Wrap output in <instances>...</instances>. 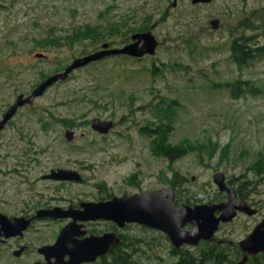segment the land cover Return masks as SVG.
Listing matches in <instances>:
<instances>
[{
	"label": "rangeland",
	"instance_id": "374dc122",
	"mask_svg": "<svg viewBox=\"0 0 264 264\" xmlns=\"http://www.w3.org/2000/svg\"><path fill=\"white\" fill-rule=\"evenodd\" d=\"M173 1L0 0V116L19 93H29L45 76L95 51L102 41L122 45L126 32L141 21L154 24L162 40L151 55L111 54L80 66L20 107L0 135L1 201L22 205L34 193L32 187L45 185L53 195L66 197L94 194L98 187L112 193L162 188L172 184L176 173L182 175L179 200L220 201L227 193L213 175L221 170L228 179L234 177L235 186L248 180V199L260 211L239 212L216 235L238 241L264 216V171L251 167L264 150V93L233 97L225 86L239 76L264 81V58L239 67L232 51L240 34L251 36L253 45L264 43V0ZM215 16L221 18L217 29L209 26ZM110 21L122 29L99 40L38 44L39 38ZM39 51L46 55L36 56ZM159 103L175 112L165 142L141 130L164 120L159 113L157 119ZM95 116L112 118L116 125L100 133L90 123ZM67 128L78 138L67 140ZM182 142L184 153L173 160L155 149L179 148ZM53 166L76 167L84 181L56 187V181L41 178ZM60 223H54L55 231ZM124 232L142 239L137 253L145 264H170L179 258L159 228L133 222ZM186 247L197 253L201 246Z\"/></svg>",
	"mask_w": 264,
	"mask_h": 264
},
{
	"label": "water",
	"instance_id": "95a60500",
	"mask_svg": "<svg viewBox=\"0 0 264 264\" xmlns=\"http://www.w3.org/2000/svg\"><path fill=\"white\" fill-rule=\"evenodd\" d=\"M192 1L197 3L210 0ZM176 2L177 0H174L173 4ZM210 22L213 28H218L221 24V18L214 17ZM132 38L133 41L115 47H110V42L105 41L101 49L76 57L63 71L53 73L41 80L29 93H19L0 119V128L13 116L19 106L32 104L49 86L66 78L74 69L116 53L138 57L154 54L160 44V40L152 28L136 31L132 34ZM37 55H42V53H37ZM115 125L116 120L112 118L95 116L91 119L92 128L101 133L108 132ZM73 136V129H68L66 137L71 140ZM51 176L81 179L79 171L70 168H55ZM192 177L195 178V176ZM213 178L220 190L228 192L227 199L198 202L194 205L190 203L177 205L175 186L166 185L162 188L144 189L132 193L125 192L105 201H88L83 203L84 207L80 209H72L71 207L65 209L61 206L49 208L46 210L49 215L55 217L73 216V220L61 229L53 245V253L57 256L60 264H81L104 255L112 243L119 241L120 238L116 232L109 231L100 235L92 234L82 239L77 238V235L87 231L82 228L81 223H78V219L87 220L99 217L114 219L120 225H125L126 222H137L159 228L168 234L176 246L198 244L202 239H214L221 222L233 220L239 211L253 214L257 208L253 207L246 198L237 197L235 186L227 183L226 174L223 171H216ZM218 211L219 213H217ZM28 222V219L7 217L0 213V227L7 224L13 228L21 229L25 228ZM188 223H191V228L186 227ZM239 244L243 250V256L238 264H244L250 254L255 255L264 252V217L245 238L239 241ZM66 254L69 255L67 259L65 258Z\"/></svg>",
	"mask_w": 264,
	"mask_h": 264
},
{
	"label": "flooded vegetation",
	"instance_id": "af4514ba",
	"mask_svg": "<svg viewBox=\"0 0 264 264\" xmlns=\"http://www.w3.org/2000/svg\"><path fill=\"white\" fill-rule=\"evenodd\" d=\"M211 1L212 0H210V1H199L197 3H204V2H211ZM197 3H195V4H197ZM173 5H176V4H173ZM215 17H218V16H215ZM212 18H214V17H212ZM209 23H210L209 26L211 28H213L211 26V22H209ZM220 26H221V24H220ZM151 28L153 30L154 24L151 25V27H149L147 29H151ZM147 29H144V30H147ZM214 29H217V28H214ZM139 31H143V30H139ZM133 33H131V35L129 36L130 38H127V40H125L122 45H113V43L109 40L102 41V44L105 41H108V42H110V47L123 46L124 44L133 41V38H132ZM159 40H160V38H159ZM113 42H116V40H113ZM161 43H162V40H160V44ZM102 44L100 45V47L98 49H101L103 47ZM98 49H96V50H98ZM37 53H42V55H37ZM37 53H36V56H38V57H44L46 55L42 51H39ZM116 54L130 55V54H125V53H116ZM145 55H151V54H145ZM145 55H143V56H145ZM130 56L138 57V56H133V55H130ZM143 56H141V57H143ZM141 57H138V58H141ZM102 58H100V59H102ZM97 60H99V59H97ZM97 60H94V61H97ZM94 61H91V62H94ZM91 62H89V63H91ZM70 63H68V64H70ZM66 66H64L62 71L66 68ZM48 76H45L44 78H46ZM25 105H27V104H24L23 106H25ZM8 106H7V108H8ZM20 107H22V106H19V108ZM19 108L13 114V116L4 124V126L0 128V135L3 133V131L6 130V128L10 124L9 122L17 114ZM6 109L3 110V112L0 116V119L3 117V114H4ZM48 124L49 123H44L45 127H47ZM68 129H73V128H67L66 131ZM66 131H65V137H66ZM73 131H74L73 138L71 140H69L66 137L67 140L72 141V140L78 138L75 134L74 129H73ZM108 132H106V133H108ZM55 168L76 169L81 174V179L77 180V179L52 177L51 173L53 172V169H55ZM41 178H43L44 180H49L50 182L56 181V183H55L56 187L64 186V183L84 181V177L82 175V172L78 168L66 167V166H53L49 170H45L41 174ZM226 181L229 185L235 186L234 184H232V182H234V179H232V178L228 179L226 176ZM239 184H241V182ZM171 185H173V184H171ZM237 187L238 186H235L236 191H237V197L242 196V197L246 198L247 201L253 207L257 208V211L255 213H253V214H257L260 211L259 207L255 206L254 203L249 201L248 194H246V196L243 194H240L237 190ZM34 188L36 189V191L34 190ZM144 189H148V188H140V189L134 190V191L133 190L132 191H124L123 193H112L111 191L106 190L105 188L101 189V187H98V191H96V193H94V194H89V193L85 192L84 195H82L81 197H66V196L53 195L52 190H49L48 187H46V185H45V187H36V186L32 187V191L34 193L29 195L30 198L23 201L22 205L17 206V205H13L11 203H8L7 201H1L0 200V213L6 215L7 217H17V218H23L25 220H27V219L29 220L27 226H25V228H21V229L13 228L7 224H4L0 227V264H56V262H57V264H60V261L57 260V256L53 253V245L56 242L58 235H59L61 229L63 228V226H65L67 223H69L71 220H73V216L68 215V216L55 217V216L47 214V211H46L47 209L52 208L54 206H61L65 209H68L70 207L72 209H80V208L84 207V205H82V204L85 202H88V201H96V202L105 201V200L111 199L113 196L122 195L125 192L132 193V192H138V191H141ZM152 189H155V188H152ZM175 189H176V199H178L179 189L177 186H175ZM102 190H103V192H102ZM221 191L226 192L227 194L226 193L225 194L227 195V198H228V192L226 190H221ZM80 194H82V193H80ZM176 199H175V202H176ZM186 199H188V198H186ZM223 200H225V199H223ZM191 201L193 203L182 201L181 203H176V204L181 205L183 203H190V204L194 205V204L199 202L198 200H196V202H194L193 200H191ZM200 202H214V201L210 200V201H200ZM11 205L15 206V207L13 209H11L10 208ZM239 212H244V211H239ZM217 213H219V211ZM238 213H237V215H238ZM244 213H247V212H244ZM247 214H249V213H247ZM253 214H249V215H253ZM263 217L257 223H255V225L252 227V229L249 232H247L238 241H234L233 239H229V238H225V237H218L216 235L221 224L226 223V222H230L232 220L226 221V222H221L218 230L215 233L216 238H214V239H202L199 241L198 244H184L182 246H176V245H174V243L172 242V240L168 236V234L167 233L166 234L173 244L172 247L173 248L176 247L175 248L176 251H178L179 249L191 250L189 247H186V246H197V245L203 246L206 244V242H218L220 244H229L230 247H237L240 249V253H241L240 258L237 261V264H238L239 260L243 256V250L239 244V241L242 240L243 238H245L247 236V234L250 233L253 230V228L263 219ZM59 221L61 223L57 226L56 231H55L53 229L54 223L59 222ZM78 223H81L82 228L83 229L85 228L87 230L86 233L77 235V238H79V239H82V238L89 236V235H92V234L100 235V234H103V233L109 232V231L116 232V234L120 238L119 241H116L110 245L109 249L107 250V252L104 255L98 256L93 261L81 263V264H86V263L95 262V261L101 259L106 254L110 253V251H112L116 247L115 246L116 244H119L123 241L127 242V237H130V235H128L126 232H124V229L127 228L133 222H126L125 225H120L114 219L99 217V218H90L87 220L78 219ZM186 227L191 228L192 227L191 223H188L186 225ZM259 253H263V252H259ZM259 253H257V254H259ZM257 254H255V255H257ZM252 256H254V255L250 254L249 258L247 259V261L244 264H246L248 262V260L250 259V257H252ZM68 257H69V255L66 254L65 258L67 259Z\"/></svg>",
	"mask_w": 264,
	"mask_h": 264
},
{
	"label": "trees",
	"instance_id": "16d2710c",
	"mask_svg": "<svg viewBox=\"0 0 264 264\" xmlns=\"http://www.w3.org/2000/svg\"><path fill=\"white\" fill-rule=\"evenodd\" d=\"M103 14V13H102ZM161 17L160 19H162ZM104 24V23H103ZM102 23H98L94 26L88 25L84 28H77L71 34L66 35H53L46 36L38 39V44H41L45 47L47 45H63L67 44L62 40L65 38L70 45H74L76 42L84 41L85 38L91 37L93 39H100L106 37L107 34H115L122 29L121 24L116 23V21H110L107 25H103ZM150 25L148 20L141 21L138 25L130 27L129 31L126 32L127 38L131 33L139 30H144L149 28ZM84 33L86 35H84ZM251 36H246L245 34H240L234 38L232 41V51H233V59L237 62L239 67H242L245 64H248L250 61L254 59H262L264 58V43L253 45L250 43L249 39ZM70 39V41H69ZM124 55V54H122ZM129 56L130 55H125ZM95 63V62H93ZM61 69V66H59ZM157 65L154 64L152 67L153 73L156 72ZM225 86L229 89L231 95L233 97L245 96L247 93L251 94H260L264 93V81L258 82L256 79L252 78H243L237 77L235 79L226 80ZM173 103V101H172ZM157 119L159 114H162L163 119L159 123H150L155 124L154 127L149 125H143L141 127L142 132H146L147 134L154 135L155 137L163 138V142H165L167 133L173 128L174 123V115L175 112L171 110V106L168 105H160L157 106L156 109ZM68 120L70 123H75V119L73 117H69ZM85 119L84 121H87ZM89 122V120L87 121ZM91 122V120H90ZM71 125V124H70ZM199 145L201 143L199 142ZM184 143L180 144L179 148L174 147H163L158 146L155 147L157 153L165 154L170 157L171 160L176 159L181 156L183 151ZM217 147H213L210 150V155L212 156L216 153ZM251 167L255 169L258 173L264 171V150L258 152L256 159L252 162ZM182 175L176 173L173 179H170L173 185L178 186L182 183ZM234 179V177L232 178ZM235 180V179H234ZM247 181H242L241 184L238 185L237 190L240 194L246 196L247 189L245 184ZM184 201L193 203L188 197ZM181 200L176 199V203H181ZM142 239L135 236L127 237V242L123 241L119 244H116L115 248L110 251V253L103 256L101 259L90 262L86 264H145V261L141 260L140 255L137 253L140 249V244ZM229 244H220L218 242H206L205 245L201 246L197 253L191 251L189 249H179L175 250L176 247H172L171 252L173 254H178L179 258L175 261L170 262V264H237L238 259L240 258V249L237 247H230ZM249 261H253V264H264V252L259 253L250 257ZM247 262V263H248ZM246 263V264H247Z\"/></svg>",
	"mask_w": 264,
	"mask_h": 264
}]
</instances>
